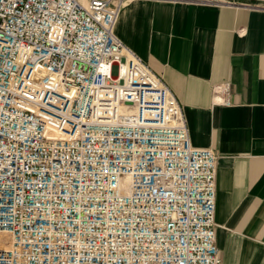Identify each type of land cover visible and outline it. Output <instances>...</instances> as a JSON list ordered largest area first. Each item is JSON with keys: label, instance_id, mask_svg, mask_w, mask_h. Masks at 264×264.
<instances>
[{"label": "built area", "instance_id": "built-area-1", "mask_svg": "<svg viewBox=\"0 0 264 264\" xmlns=\"http://www.w3.org/2000/svg\"><path fill=\"white\" fill-rule=\"evenodd\" d=\"M125 1L0 0V264H223L219 155L116 35Z\"/></svg>", "mask_w": 264, "mask_h": 264}, {"label": "crops", "instance_id": "crops-1", "mask_svg": "<svg viewBox=\"0 0 264 264\" xmlns=\"http://www.w3.org/2000/svg\"><path fill=\"white\" fill-rule=\"evenodd\" d=\"M231 1L134 0L115 32L173 90L192 143L219 155L223 264H264V9ZM225 82L229 103L216 102Z\"/></svg>", "mask_w": 264, "mask_h": 264}, {"label": "bare ground", "instance_id": "bare-ground-1", "mask_svg": "<svg viewBox=\"0 0 264 264\" xmlns=\"http://www.w3.org/2000/svg\"><path fill=\"white\" fill-rule=\"evenodd\" d=\"M132 1H134V0H126L125 3H124L123 8H124L128 3L132 2ZM123 8H122V10H123ZM122 10H121V11H122ZM120 14H121V12H120ZM119 17H120V15H119ZM119 17H118V20H119ZM118 20H117V23H118ZM117 23H116V25H117Z\"/></svg>", "mask_w": 264, "mask_h": 264}]
</instances>
